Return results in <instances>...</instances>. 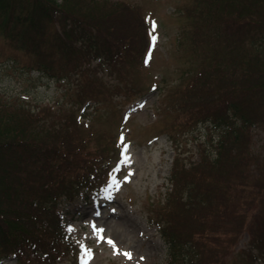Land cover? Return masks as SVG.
I'll return each instance as SVG.
<instances>
[{"label":"rangeland","instance_id":"rangeland-1","mask_svg":"<svg viewBox=\"0 0 264 264\" xmlns=\"http://www.w3.org/2000/svg\"><path fill=\"white\" fill-rule=\"evenodd\" d=\"M109 1L117 2L116 10L122 14L136 18L132 21L135 40L125 47V54L115 67L93 61L90 72L85 73L89 81L81 84V70L86 65L80 67L78 73L62 53L41 40L58 28L56 23L37 32L39 43L31 51L21 48L23 45L0 30V98L35 110L32 117L35 116L42 138L52 139L56 144L59 140L50 137L48 130L75 116L76 136L67 137V141L55 148L62 152L58 158L60 164L43 168L63 171L61 166H65L66 171L70 167L97 171L95 176H89L90 188L82 194H74L71 199L60 194L56 200L71 238L54 264H167L168 245L159 235L156 225L159 218L154 213L160 211L172 188L169 178L174 158L179 155L182 164L190 166L196 165L200 156H205V163L200 162L197 171L246 172L242 177L246 182L256 185V181H262L259 186L264 187V94L257 97L253 108L256 121L252 136L225 142L226 154L235 153L234 157L239 160L237 166L230 158H225L223 168L213 166L220 131L204 122L186 125L189 123L182 121L186 111L180 104L183 98L174 92L185 77L203 70L212 77L217 71L225 75L235 67L240 71L251 68V61L248 64L247 60L253 57L254 49L248 38L228 42L214 38L193 46L190 42L181 44L182 24L177 21L176 10L182 1L193 0ZM100 6L106 11L110 7L108 4ZM151 35H155V43ZM11 59L18 63L13 64ZM39 61L50 64L53 75L22 68L24 65L29 69ZM261 61L264 62V56H260L258 65ZM77 85L88 91L81 106L77 102ZM170 136L174 137V143ZM89 156L97 159L90 161ZM4 168L29 171V166L15 163H7ZM39 176L37 173L24 178L36 182ZM44 199L41 201L45 202ZM262 214L250 219L254 226L256 223L264 225V211ZM93 225L104 230V240L94 234ZM194 225V222L189 224L192 229ZM108 239L115 247L107 243ZM249 240L245 231L235 242L231 239L229 242L234 244L221 264H239L238 251L250 249ZM223 242H227L226 239ZM223 242L218 241L214 253L226 251ZM124 253H131V259ZM259 260L264 264V255ZM1 261L3 264H51L30 257L21 260L10 254L2 256Z\"/></svg>","mask_w":264,"mask_h":264},{"label":"trees","instance_id":"trees-1","mask_svg":"<svg viewBox=\"0 0 264 264\" xmlns=\"http://www.w3.org/2000/svg\"><path fill=\"white\" fill-rule=\"evenodd\" d=\"M194 1H182L176 10L177 21L182 24L181 44L190 42L193 46L202 40L217 38L228 42L247 37L254 49L253 57L247 60L248 64L251 61V68L240 71L235 67L225 75L217 71L212 77L203 70L185 77L174 92L183 98L180 104L186 111L182 118L189 123L186 125L204 122L220 131L212 165L223 168L225 158H230L237 166L239 160L235 153L226 154L225 142L252 136L256 121L253 108L257 97L264 94V62L258 65L260 56H264V0ZM101 4L110 7L106 11ZM116 4L109 0H0V30L23 45L21 48L31 51L39 43L37 32L56 23L58 28L41 40L62 53L78 73L86 65L80 79L85 84L91 62L98 60V65L115 67L125 54V47L135 40L132 21L136 18L116 10ZM141 20L146 28L143 15ZM147 45L150 48L151 41ZM22 68L53 75L52 66L46 61ZM77 90L81 106L88 91L80 85ZM34 111L0 98V258L10 254L21 260L30 257L54 264L71 238L56 200L60 194L70 199L82 194L90 188L89 176H95L97 171L75 167L66 171L65 166H61L63 171L43 168L60 164L62 152L55 148L67 137L76 136L78 121L75 116L68 117L66 123L48 130L50 137L59 140L56 144L42 138L35 116L32 117ZM96 159L89 156L90 161ZM205 160V156H200V161L190 166L182 164L179 155L173 160L169 178L172 188L160 211L154 213L159 218V235L168 245L167 264H221L225 253H230L232 242L244 231L250 236L251 248L238 251L239 264H263L259 259L264 255V225L254 226L250 220L263 215L264 187L259 186L262 181H256V185L246 182L242 178L246 172L197 171L196 166ZM7 163L27 165L29 171L4 168ZM37 173L40 178H34L36 182L24 178ZM192 222L193 229L189 226ZM225 239L227 242H223ZM218 241L225 246L223 254L214 253Z\"/></svg>","mask_w":264,"mask_h":264},{"label":"snow or ice","instance_id":"snow-or-ice-1","mask_svg":"<svg viewBox=\"0 0 264 264\" xmlns=\"http://www.w3.org/2000/svg\"><path fill=\"white\" fill-rule=\"evenodd\" d=\"M154 30H155V26H154V24H153V31H154ZM155 40H156L155 35H151V41H152L153 43H155ZM146 62H147V61H146ZM121 142H123V137H121ZM126 150H127V146H125L124 151L126 152ZM124 162H125V163L128 162L127 157H125ZM70 230H71V229H70ZM103 231H104L103 229H97V228L95 227V225H93V232H94V234L97 235V237H98L99 240H104V239H105V237L102 235V234H103ZM107 243H108L109 245H112L113 247H115L114 242H113L111 239H108V240H107ZM124 255H125L127 258L131 259V253H124Z\"/></svg>","mask_w":264,"mask_h":264}]
</instances>
